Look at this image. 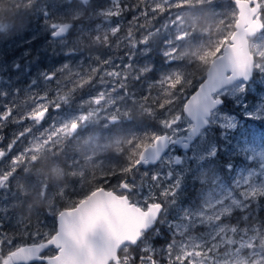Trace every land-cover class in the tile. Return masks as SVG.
Returning a JSON list of instances; mask_svg holds the SVG:
<instances>
[{"label": "rangeland", "instance_id": "obj_1", "mask_svg": "<svg viewBox=\"0 0 264 264\" xmlns=\"http://www.w3.org/2000/svg\"><path fill=\"white\" fill-rule=\"evenodd\" d=\"M77 1L82 2V0H4L7 4L6 7H4L7 14L4 12L0 15V33L7 38L13 34H16L18 37L16 40L7 39L5 41H0V46H2V49L5 51L2 54L0 52V92L7 93V95H0V115L8 109L12 110L11 116L8 119L0 121V145L4 144L6 141V150H4L6 155L0 158V166H9V163H12V160L24 152L25 149H29L28 156L19 166H36L32 171L27 167H21L25 173L27 172L28 174L31 173L34 175L33 179L28 178V180L25 179L23 181L25 186L23 195L26 196V198H21L19 195L18 200L0 202V209L6 208L8 211H18L17 220L11 221L7 217L4 218L7 226L6 234L8 236L11 234L15 236V232L19 228L17 226L18 223L21 231H23L21 238H25V233L28 232L27 227L31 226L33 227L34 233L40 232L51 235L55 232L53 225L56 214H58L62 208H70L74 200V197L70 196L68 192L66 193V190H71L72 187L70 186H73V184L70 183L68 186L62 184V180L66 175L57 164L59 161L58 158L61 156L63 159L64 154H71V156H73L75 153L78 156H84V162L76 160L80 163H76L75 166H73L74 170L70 172L72 177L78 180L76 190H79L87 175L93 176V174H95L92 167H90L94 165L88 162L91 161L94 164H101L105 156V149L103 148L107 145H105V147L103 145L100 146L96 144L92 138L83 140L81 133H79L81 127H78L71 135L63 131L55 132L53 125L55 124V127L59 128L60 124L56 123L54 118H59L62 122L70 115H76L80 112L86 113L90 110L87 104H85L82 109L79 105L82 101L88 100L90 97L96 96L99 92L105 90L100 84L101 76H103L104 72L113 70V65H121V61L115 59L113 65L103 64V61L112 57H125L127 55L128 48L125 47L124 44H121L119 48L113 46L117 41L123 40L129 31L133 32V38L137 41L142 39V37L148 40L153 37L151 32L136 27L138 24L145 23L143 19H138L133 22L132 17L129 20V24L123 25V31H119L116 35H112L111 28L117 27L118 25L112 23L111 18H108L107 21L101 18L98 21V25H101L99 31L95 30L97 32L95 35H85V40H94L95 43L84 42L81 45L85 48L90 45L92 46V48L90 47L88 49V53L86 55L84 54L87 57H76L74 54L77 51V47H74L70 43L66 46L64 43L60 42V39H53L50 37V33H52L53 30L46 23L50 18L45 14V11L55 12L60 9L63 12L66 8L64 4H68L69 2L78 4ZM202 1H204V3L206 2V0H171L173 5L172 8L167 9L164 13H158L156 15V19L159 20L161 27L165 24L175 25V29L171 30V48L168 49V51L173 53L177 63H169L164 58V63L169 64L166 73L171 70H179L185 73L191 72L189 71V66L194 62L199 64H205L207 62L208 65L209 61L213 58L214 50L226 39V37L222 36L224 31L223 27L220 25L223 22L224 27L227 28L229 24H233L235 20L230 19L231 11L234 9L233 6L228 3L229 0H211L212 2H218L220 10L215 11L207 20L196 25L197 17L194 7ZM157 3L162 4V0H157ZM177 3H182L184 6L175 7ZM139 5L141 8L146 7L145 10L142 11H149L150 7L154 6L152 0H144V2H139ZM163 6L165 8L169 7V5L166 4ZM67 12H69L70 18H58V20L77 19V17H73L75 10L68 9ZM139 15L136 17H139ZM169 16L171 17L170 19ZM4 18L8 21L3 20ZM15 18L19 20L17 26L12 25ZM84 31H86V29H84ZM228 33L230 34L231 31ZM166 36L167 33L163 28V43ZM177 36L182 37V39L176 40L175 37ZM249 41L251 53L256 58H264V39H257L256 37ZM47 45H49L48 50H46ZM72 47L76 49L75 52L68 51ZM138 47L142 48L143 46L138 45ZM57 48H61L62 50L56 53L54 50ZM43 50H46V53L40 55L39 53ZM102 50L105 51L102 52ZM165 50L167 49L162 47V51ZM61 52H63L62 59H64L62 63H60L61 58L58 55ZM46 54H51L48 59H45L49 66L48 70L41 69L35 58V56L44 57ZM144 54L145 53L137 55L135 61L137 67H141L137 60ZM97 57H99L101 63H97ZM56 59H58L59 62L54 63L53 66L49 60L54 62ZM65 63L69 65V69L58 72L56 79L68 77L70 72H80L84 75L89 72L92 67L101 68L102 64L103 70L98 72L93 78L92 84L85 85L83 88L73 93V100L70 105H66L59 112L54 111L53 108L49 106V112H47L45 119L39 124H35L28 118V113L37 107V104L44 103L43 100L38 99V96H43L45 93L43 74L55 71L61 68ZM123 63L127 64V59H125ZM259 65H262V63H256L255 67ZM71 79L74 83L78 78L73 75ZM105 79L108 80L107 77H105ZM73 83L64 81L63 91L66 92L69 88H72ZM128 83L130 90L137 91L136 100H142L144 96L156 98L155 95L151 94L152 89L151 91L147 90L149 82L145 83L143 87L140 83L139 87L142 88L131 84V82ZM197 85L198 82L193 83V87L189 89L185 95H190L196 89ZM49 86L55 89V81L50 82ZM112 86L113 81L108 80L107 91L112 92ZM161 91L162 90L157 88L158 94H160ZM55 94V91H49V99L54 98ZM80 94L82 97L77 98ZM122 95L123 92L113 93L112 98L117 99ZM219 96L227 100V109L219 108L212 113L209 119V125L191 145L189 151L184 153L180 163L174 165L173 156H170L166 157L164 161L162 159L161 163L157 165L162 171H170L179 175L181 184L178 192L188 179L190 181L197 180L198 184L203 185V187L200 188L199 201L196 205H181L178 200H176L175 205L168 208H172L174 213V219L169 221L175 223L180 222V217L184 215L185 210L193 213L191 225L187 228L177 229V234L174 237L172 254L173 256L182 257L190 255L188 264H262V262H264V257H250L247 253H234L231 256H226L225 252L230 251V249L226 250L222 244L219 248L213 250H209L208 247L200 246L203 244L205 234L209 231V226L204 225L196 227V225L201 222L205 224L209 223L206 217L214 216L220 211L219 206L217 208L212 206L217 199L227 197L229 192H231L232 198L243 199L240 194L244 188L235 187L237 180H241V184H243V179L248 178L252 184H264V146L261 141L253 135L243 139L239 137L241 130L246 125L256 121L264 125V73L254 71L253 78L248 84H234L221 91ZM136 100H130V102L133 107L136 108L138 115L146 114L150 118L148 120H151L153 117L147 114L146 108L153 106L152 101H147L143 106ZM125 104L126 102L116 105V107L120 108L124 113V116L128 114ZM112 111L114 112L115 109H112ZM66 114H68V116H66ZM106 115H109V113L102 112L98 118H95L84 127H89L91 124L107 126L109 122L103 118ZM160 118H162V115ZM158 119L157 117L154 123H158ZM101 120H104V122H101ZM185 122L191 125V122L186 117ZM25 128H31L32 132L16 140V137ZM190 128L191 127H184L182 125L178 136L184 135ZM159 129L151 132H158L160 131ZM126 135H119L113 140L114 144L111 146L115 147L117 144H120V146L127 147V143L131 141L129 139L131 136H128L126 141ZM121 138H125V140L119 141ZM14 140H16L15 144L12 143ZM222 141L228 146L224 147L225 144H221ZM92 142L94 143L92 144ZM10 144L12 145L11 149H9ZM220 145L225 149L219 151ZM16 147L21 150L18 151ZM236 151L240 155L243 154V157L248 163L244 166L249 167L236 169L231 175V178L228 177L229 181L225 183V181L220 179L218 173L215 172V161L217 159V162L220 163L221 159L219 155L221 154H225V157L231 158L235 156ZM97 155L102 157L101 161L96 159ZM211 159L214 161L213 163L208 165L204 164V162ZM210 165L213 166V171L211 172L208 170L210 167H204ZM78 167H80V169H78ZM103 167L104 166H97L99 169L98 171ZM155 169L157 168L152 167L147 171L151 175V172ZM81 171L85 173L84 177L73 175V173H79ZM144 171L145 170H140V172L136 174L137 183H140V175ZM227 176H229V173ZM61 192H63L62 196L59 195ZM146 193L147 189H145L144 194ZM158 194L159 190L157 191V195ZM151 202L152 201H149V203ZM156 202L160 201L157 200ZM255 202L252 203L251 208L247 211L239 207L234 208L232 213L228 216H222L221 220L216 223L228 225L230 227L237 226L241 229L246 227L259 228L261 231H264V228L258 226L249 227L244 224V216H247L250 211L255 209ZM225 204H231V199H226ZM1 212L3 213L5 211H0V213ZM168 212L169 210L167 213ZM201 213L203 215H201ZM214 222L215 221H212V223ZM159 228L160 230H156ZM161 228L167 232L164 234L166 236L162 235ZM252 234L251 232L249 233V235ZM231 235V233H226L224 239H240L239 235L235 237ZM4 237L5 234L1 235L2 240ZM38 238L42 239L43 237L41 236ZM154 238L165 240L162 241L163 243L161 242L162 245L159 246L161 248L154 247L157 250L163 249V246L166 247L167 244L171 243L173 240V236L171 232H169L167 224H156L155 228H153L146 237L147 243L152 245V240ZM18 242L19 240L14 238L11 247L18 245ZM216 243L219 244L220 242L216 241ZM11 247L8 246L7 248L10 249ZM144 247L145 244L141 243L138 247V252ZM152 255L158 260L163 258V252L161 251ZM166 257L167 261L165 262L168 264L169 258L168 256Z\"/></svg>", "mask_w": 264, "mask_h": 264}, {"label": "snow or ice", "instance_id": "obj_2", "mask_svg": "<svg viewBox=\"0 0 264 264\" xmlns=\"http://www.w3.org/2000/svg\"><path fill=\"white\" fill-rule=\"evenodd\" d=\"M142 2V0H141ZM211 0H208L210 3ZM235 8L231 11V20H236L242 16H249L252 19L259 17V23L264 25V0H246L242 3L241 0H233ZM89 0H82L79 5L81 8H87ZM154 6L150 7L149 11H142L139 17H133V22L138 19H143L144 24H138V29L151 31V25L158 13H164L167 9L172 8L171 0H162L157 3V0H152ZM169 5L165 8L163 5ZM182 3H177L175 7H183ZM115 11H103V19L121 15V8L119 3L114 5ZM47 14V13H45ZM171 17L169 16V19ZM78 19V14H77ZM46 23L53 30L54 37H61V43L68 46V40L65 39L69 33H76V23H55L50 22L48 19ZM132 23V22H130ZM101 25L96 26V31H99ZM167 33L164 40L163 48L167 49L161 51L165 60L169 63H177L173 53L168 51L171 48V30L175 29V25L165 24L162 26ZM231 27V24L228 25ZM119 31V26L112 27V35H116ZM176 40L182 37H175ZM257 39H264V27L259 29ZM150 41L146 38L137 41L133 38V32L129 31L127 36L120 41H117L113 46L119 48L124 44L128 48V53L125 57H112L103 61V64L113 65L115 59L121 61V65H113V70L104 72L100 78V84L104 87V91L99 92L96 96L90 97L88 100L82 101L79 107L82 109L85 104L90 108L89 111L80 112L76 115L66 114L68 118L62 122L59 118H54L56 123L60 124L59 128L53 125L55 132L63 131L71 135L78 127H84L89 122L98 118L102 112H108L109 115L103 118L109 122L114 123L123 118L124 113L120 108H117L118 103L136 100L137 91L130 90L128 81L139 83L144 80V77L151 71V67L145 64L142 67H137L135 61L138 54H143L151 51L148 47ZM230 41L226 38L215 50L209 68L204 73L203 82L198 84L197 90L190 95L185 93L193 87L195 74L188 72L185 73L179 70H171L163 75L156 84L148 83L147 90L151 91L154 87L162 90L156 98L151 96H144L142 100H136L144 104L151 100L152 105L146 108L149 116L156 118L157 109L163 110L162 118L158 119L160 131L144 133L136 137V142L141 151L135 156H130L127 159V164L118 169L116 167H108L107 170L101 172V178L111 179L117 177L118 189L124 193L120 194L118 198L112 197L106 192L105 187L99 183H89V187L84 194L77 200L73 201L70 208H66L58 212V227L54 234L47 233H25L30 235L33 239L32 243H23L22 245L15 246V250H11L7 255H0V264H15V261L21 258L27 259L29 256H35L39 253L38 264H161V261L155 259L152 254L158 251L166 252L168 255V264H187L188 256H173L174 237L177 234V229L187 228L191 225L193 213L185 210L184 215L180 217V222L175 223L167 219V211L170 206H174L178 197V189L180 188L181 180L179 175L170 171H162L159 168L150 173L145 170L140 175V183H137L136 174L140 172L141 166L146 169L148 159L146 153L149 150H157L163 147L165 143H169L177 138L178 133L181 131V126L191 127L190 124L185 122V115L195 117L197 110H202L207 113L209 109L220 103L219 94L215 90L221 83H228L235 77L247 78L253 71L264 73V64L253 67L245 65L237 61L229 47ZM138 45H142L139 48ZM68 51L75 52L74 47ZM127 59L128 63L124 64L123 61ZM97 63H101L99 57L96 58ZM101 68L92 67L89 72L82 75L80 72L69 73L68 77L63 79H56L58 72H63L69 69V65L65 63L61 68L55 71L43 74V81L45 86V93L43 96H38L39 100H43V104H37V107L28 113L30 118L35 124H39L45 119L49 106L54 111H61L66 105H70L73 100V93L83 88L85 85L92 84L93 78L98 72L103 70ZM227 69V71H225ZM78 79L73 83L71 77ZM113 81L112 92L107 91L108 80ZM55 81V89L50 88V82ZM64 81L73 83V87L69 88L66 92L63 91ZM143 87V84L141 85ZM55 91V96L49 99L48 92ZM123 92L122 96L113 99V93ZM0 95H7L6 92H0ZM170 97V98H164ZM35 102V101H34ZM94 105V107H93ZM112 109H115L113 112ZM11 109H8L0 115V121L6 120L11 116ZM32 132L31 128H25L16 137L19 140ZM16 140L12 143L15 144ZM54 142V141H50ZM12 145H9L11 149ZM29 149H25L20 155L16 156L11 163V170L0 173V189L8 190L9 184L7 183L10 177L17 171L21 162L28 156ZM6 153L0 150V157H4ZM34 159V158H33ZM84 177L83 171L73 173ZM97 178L93 174V181ZM236 188L243 187L241 192L243 199L232 198L231 192L227 197L217 199L213 207H218L220 211L214 215L206 217L209 223L203 222L196 225L209 226V231L205 234L203 244L200 246L208 247L209 250L217 249L222 244L226 250L225 255L231 256L234 253H247L250 257L259 256L264 257V231L259 228H239L237 226L220 225L216 222L221 220L222 216H228L232 213L233 209L239 207L244 211L251 208L253 202L262 195H264V184H252L248 178L237 180L235 183ZM145 189L147 193L144 194ZM162 189V190H161ZM159 194L157 195V191ZM100 194H104L100 198ZM63 195V192L59 193ZM0 199H7V195L0 197ZM226 199H231V204H225ZM159 200L160 202H156ZM149 201H152L149 203ZM6 208L0 211H6ZM201 215H203L201 213ZM247 220L248 217L244 216ZM157 224H167L169 232L173 236L171 243L167 244L165 249L157 250L151 244L147 243L145 229L148 225H152L153 221ZM212 221H215L212 223ZM97 228L103 229L105 238L103 244L99 248H95L89 242V234L93 233ZM155 228V226H154ZM158 230V229H156ZM253 233L249 235V233ZM226 233H231L232 237L239 235L240 239H228L224 237ZM43 237L39 242L38 237ZM219 241L220 243H216ZM0 243H6L9 247L13 245L12 238H6ZM141 243L145 247L140 249L135 257L130 255L135 252ZM55 250L54 255L44 254L46 251ZM123 253L121 255L120 253ZM264 264V262H262Z\"/></svg>", "mask_w": 264, "mask_h": 264}, {"label": "trees", "instance_id": "obj_3", "mask_svg": "<svg viewBox=\"0 0 264 264\" xmlns=\"http://www.w3.org/2000/svg\"><path fill=\"white\" fill-rule=\"evenodd\" d=\"M77 2L78 4L75 2H71V3L69 2L68 4H64V7L66 6V8L63 12L60 9H58L55 12L45 11V13H47L46 15L50 18V22L70 23L71 20L82 21L77 26L80 28V30H77L75 34L70 33L69 37L65 38L68 40L70 44L76 45L77 47L79 46L78 51H80L81 48L80 46L84 42H90L93 44L95 43L94 40H85L86 39L85 35H95L97 33L95 29L96 26L98 25L99 19L103 18V13H102L103 11H108V10L115 11L116 8L114 7V5L116 3H119V6L122 10L121 15L119 17L113 16L110 18L112 19V23L120 26L119 31H123V25L129 24V20L132 17H136L137 15L140 14L142 10H145L146 8V7L145 8L139 7L140 6L139 2L141 3V0H89V4L85 6L87 8L79 7V5L82 2L81 1H77ZM142 2H144V0H142ZM68 9L75 10V14L73 17H77L78 14V19L58 20V18L65 19L71 17L69 15V12H67ZM194 9L197 17L196 25H198L202 21L207 20L208 17L212 15L215 11L220 10V6L218 2L211 1L210 3L198 4L194 7ZM220 26L223 27V31H224L222 33V36L228 38L229 36L228 32L233 29L232 25L230 28L229 27L225 28L222 22ZM84 29H86V31H84ZM150 32L153 34V37L150 38L149 40L150 43L148 45V47L151 48V51L145 53L144 55H142V57H140V59L137 60V62L141 67L144 66L145 64L151 67V71L147 74L146 77H144V80L140 82L141 84H143V86L147 82L152 84L157 83L160 77L168 71V65H169L164 63V56L161 53L164 44L163 27L160 26V22L156 18L152 23ZM46 47H47L46 50H48L49 45H47ZM90 47L92 48L91 45L87 46L88 49ZM46 50L41 51L39 54L42 55L43 53H46ZM60 50L62 49L57 48L54 51L58 53ZM84 50L85 52L87 51L86 48ZM58 55L61 58L60 63H62L64 61V59H62L63 52H61ZM50 56L51 54L49 55L46 54V56L44 57L35 56L36 61L41 69L44 70L49 69V66L45 61V59H48ZM76 57H80V54ZM49 61L52 63L53 66L54 63L59 62L58 59H56L54 62L52 60ZM206 66H207V62L205 64H199L197 62L190 64L189 71L195 74L193 83L195 82L199 83L203 79ZM128 82H133V81H128ZM136 85L138 86V83H136ZM151 94L155 95V97L158 96L156 87L152 89ZM125 106L128 111V114L123 116V118H121L117 123L108 124L107 126H103L100 124H91L89 127L80 128L79 133H81V137L83 140H86L88 138H94L96 143H98L99 145L101 146L103 145L104 147L105 145L107 146L103 148L105 149V156L102 159V163L99 165L91 163V165L94 166H90V167H92L93 171L95 172L94 175L97 178L95 181H93V176L87 175V177L83 180V184L81 185L80 189L76 190V187L78 185V180L76 178H73L72 176L69 177L65 176L63 178V180L65 181L64 185L68 186V184L70 183L73 184V186H70L72 187L71 190L68 189L66 191L69 193L70 196L74 197L73 201L79 199L84 194V191L88 189L89 187L88 182L99 183L101 186L105 187V189H112V187H116L119 178L112 177L111 179H108L107 182H105L107 178H101V172L107 170L108 167H116L118 169L121 166H125L127 164L128 157L135 156L141 150L140 147L138 146V143L136 142V137L141 136L144 133H151V131L160 128L159 127L160 125L158 123H154V120L157 117L160 118L163 110L157 109L156 118H151V120H148L150 118L146 114L138 115V113L136 112V108L133 107L130 101H127ZM126 133L127 135L133 134V136L129 138L131 141L127 143V147L120 146V144H117V146L115 147L111 146L112 144H114L113 140H115L119 135L121 136L126 135ZM127 135H126V141H127ZM239 135H240L239 136L240 139L241 138L243 139L245 137H251L253 135L257 139H259L262 145L264 146V125H262L258 121L244 126ZM124 140L125 138H121L119 141H124ZM66 155L67 154L63 155L64 157L63 159L60 156V159H62L61 160L62 166H65L64 164L67 162ZM219 157L221 159L220 163L217 162V159L215 161V165H217L215 166V172L218 173L220 179L222 181H225V183L229 181L228 177L231 178V175L235 172L236 169L249 167V166H244L245 164L248 163L243 157V154L240 155L239 153H237V151L235 152V156L231 158L225 157V154H221L219 155ZM72 161L74 163L73 159ZM208 161H213V160H208ZM208 163L209 162H207V165ZM73 166H75V163ZM73 166H69V167L73 168ZM97 166H104V167L100 171H98L99 169L97 168ZM204 167L205 168L210 167V169L208 170H210V172L213 171L212 168L213 166H204ZM78 169H80V167H78ZM228 173L229 176H227ZM201 187H203V185L198 184L197 180H192V181H190L189 179L186 180L178 192L179 193L177 197L178 202L181 205H185V204L196 205L199 201L198 199H199V193ZM168 210L169 212L167 213L168 215L167 219L168 220L174 219V213L172 208ZM247 217L248 219L244 220V224L246 226L249 227L258 226L264 228V195L256 199L255 209L250 211ZM158 230H160V228ZM161 230H162V235L167 233L166 231L163 230V228H161ZM162 241L165 240L164 239L158 240V238H154L152 240V243H161Z\"/></svg>", "mask_w": 264, "mask_h": 264}, {"label": "water", "instance_id": "obj_4", "mask_svg": "<svg viewBox=\"0 0 264 264\" xmlns=\"http://www.w3.org/2000/svg\"><path fill=\"white\" fill-rule=\"evenodd\" d=\"M242 3H246V0H241ZM234 4V3H233ZM235 7V5H234ZM263 27L259 23V17L257 16L256 19H252L249 16H242L238 19L235 20L234 25H233V31L231 34L228 36V40L230 41L229 47L230 50L232 51L233 55L237 59L238 62L245 64V65H251L255 67L254 63V55L250 51V46H249V40L254 39L257 37V33L259 32V29ZM51 37L53 39H61V37L57 36L54 37L51 33ZM212 59L209 61L205 72L208 70L210 62ZM227 71V69H225ZM254 75V71L245 79L243 77H235L233 80L229 81L228 83H221L220 86L215 90V95L216 93H220L224 89L231 87L234 84L237 83H243V84H248ZM204 78V77H203ZM203 79L199 82L202 83ZM198 83V84H199ZM198 88V85L196 89L191 93L193 94ZM220 103L212 106L207 113H204L202 110H197L195 117L185 115V117L191 122V128L181 136H177L176 139L169 143H165L163 147L158 148L159 154L157 155V150H149L146 153L147 159H148V165L149 164H155L158 162L163 154L167 151V149L171 146L179 147L182 151L187 152L191 148V145L195 142V140L200 136L201 132L207 128L209 125V119L211 118V115L214 111L219 109L220 107L223 106L224 104V97L219 96ZM115 123V122H114ZM179 158L175 157L174 158V163H178ZM144 168L143 166H141ZM147 167V166H146ZM107 193H109L112 197L118 198L119 195L115 194L112 190H107L105 189ZM104 194H100V198H103ZM62 211V210H61ZM56 221V228L58 227V216L56 215L55 218ZM156 224V221H153L152 225H148V227L145 229L146 233L149 232L152 228H154ZM56 230V229H55ZM105 238V233L103 229L97 228L93 233L89 234V242L95 247L99 248L104 241ZM39 253H37L35 256H29L26 260L21 258L20 260L15 261V263H27V262H33L39 260Z\"/></svg>", "mask_w": 264, "mask_h": 264}, {"label": "flooded vegetation", "instance_id": "obj_5", "mask_svg": "<svg viewBox=\"0 0 264 264\" xmlns=\"http://www.w3.org/2000/svg\"><path fill=\"white\" fill-rule=\"evenodd\" d=\"M205 3H208V0H206V2ZM228 3H230L232 6H233V8H235L234 7V4H233V1H228ZM200 4H204V1H202ZM6 3L4 2V0H0V15H2L4 12H5V14H7V12H6V10H5V8L4 7H6ZM3 20H5V21H8L7 19H3ZM73 21L74 20H71L70 21V23L69 24H71V23H73ZM77 21V23H76V27L82 22V21H80V20H76ZM234 22L235 21H233V24H232V27H233V25H234ZM19 24V20H18V18H15V20L13 21V23H12V25L13 26H17ZM263 27H264V25H262ZM12 30L14 31V29L12 28ZM77 30H80V28L78 27L77 28ZM233 31V29L231 30V32ZM53 32V31H52ZM70 34V33H69ZM231 34V33H230ZM229 34V35H230ZM10 37H12V38H10ZM10 37H6V36H3V34L2 33H0V41H5V40H7V39H14V40H16L17 39V35L16 34H13L12 36H10ZM50 37H51V33H50ZM67 37H69V36H66L65 38H67ZM5 38V39H4ZM256 38V37H255ZM61 40V39H60ZM7 42V41H6ZM52 43H54V42H52ZM74 47H77L76 45H73ZM81 48H80V51H78V48H79V46L77 47V51L75 52V54H74V56H78L79 54H80V56H84V57H87V56H85L87 53H88V48L86 47V52H85V47L84 46H80ZM3 47L2 46H0V52H1V54L2 53H4L5 51H4V49H2ZM2 49V50H1ZM105 50H102V52H104ZM79 53V54H78ZM101 53V52H100ZM85 54V55H84ZM131 84H133V85H135V86H137L136 85V83H134V82H131ZM140 85V82L138 83V86ZM81 94H82V92H81ZM81 94H80V96H78L77 98H81L82 96H81ZM88 94V93H87ZM227 100H225L224 101V104H223V106L222 107H220V108H223V109H227V107H226V105H227V102H226ZM218 110V109H217ZM48 112H49V109H48ZM47 114V113H46ZM101 122H104V120H101ZM118 122V121H117ZM117 122H115V123H117ZM109 124H114V123H109ZM204 131V130H203ZM202 131V132H203ZM201 132V133H202ZM128 136H133V135H131V134H128L127 135V138H128ZM92 139H94V138H92ZM94 141H95V139H94ZM94 142H92V144H93ZM95 143H96V141H95ZM96 144H98V143H96ZM221 144H225V142H221ZM99 145V144H98ZM101 146V145H100ZM226 146H228L227 144H225V146L224 147H226ZM224 147H222L221 145L219 146V151H222L223 149H224ZM17 148V150L19 151V150H21V149H18V147H16ZM0 150H2V151H4V150H6V141H5V143L4 144H1L0 145ZM184 153H186V152H184V151H182L179 147H175V146H171V147H169L168 149H167V151L163 154V156L161 157V159L158 161V162H156L155 164H149V165H147V167H146V169H144V168H140V170H149V168H152V167H156V168H158V164H160L161 163V161H162V159H163V161H164V159L166 158V157H170V156H173V163H174V158L175 157H178L179 158V161H178V163H180V161H181V159L183 158V155H184ZM66 157H67V162L64 164L65 166H62V163H61V159H60V157L58 158V166L64 171V173H65V175L68 177V176H72L71 174H70V172L71 171H73V168L72 167H69V166H73L74 165V163L76 164V163H80V162H84L83 160H84V156H78L76 153H75V155L73 154V156H71V154H67L66 155ZM1 158V157H0ZM102 157L100 156V155H97L96 156V159H99V161H100V159H101ZM72 159L74 160V163H73V161H72ZM76 160H79L80 162H78V161H76ZM212 160V159H211ZM207 162H209L208 164H210V163H213V161H207ZM207 162H204V164L205 165H207ZM89 164H91V163H93V162H88ZM178 163H174V165H176V164H178ZM44 166V165H43ZM163 166H164V164H163ZM210 166H212V165H210ZM215 166H217V165H215ZM21 167H27L28 169H30L31 171L33 170V168L34 167H36V166H19L18 167V169H17V171L13 174V176L12 177H10V179H9V181L7 182L8 184H9V189L8 190H4V189H0V197H4L5 195H7V199H0V202H5V201H14V200H18V196L20 195V197L21 198H26V196H24L23 194H24V192H25V186H24V184H23V181L25 180V179H27L28 180V178H31V179H33V177H34V175H32L31 173L30 174H28L27 172L25 173L23 170H22V168ZM72 168V169H71ZM11 170V163H9V166H0V173H3V172H7V171H10ZM70 174V175H69ZM30 176V177H29ZM66 177V178H67ZM65 183V181L64 180H62V184H64ZM114 184V183H113ZM107 190H112L113 192H115V194H117V195H119L120 196V194H124V193H122L119 189H118V187L116 186V187H112V189H107ZM67 191V190H66ZM67 193V192H66ZM64 209H66V208H62L61 210H64ZM60 210V211H61ZM23 211V210H22ZM59 211V212H60ZM18 211H16V210H7V211H5V212H1L0 213V241H3V240H5L6 238H12V239H18L19 240V242H18V245H22L23 243H32L33 242V239H32V237L30 236V235H25V238L23 237V238H21V235L23 234V231H21V228H20V225H19V223L17 224V226L19 227L17 230H16V232H15V236L13 235V234H11L10 236H8L7 234H6V231H7V226H6V221L4 220V218H8L9 220H11V221H14L15 219L17 220V217H18V213H17ZM57 215V214H56ZM55 218H56V216H55ZM157 224V223H156ZM53 227H54V229H56V221H55V219H54V225H53ZM28 228V232H26V233H34V231H33V227L31 226V227H27ZM30 231V232H29ZM5 234V237H4V239L2 240V238H1V235H4ZM54 234V233H53ZM147 236H148V234H147ZM146 236V237H147ZM43 239V238H42ZM39 240H40V238H37V241L36 242H39ZM152 245H154L153 247H155V248H161V247H159V246H161L162 244L161 243H153ZM164 245V244H163ZM15 246H17V245H14L13 247H11L10 249H8L7 247H8V245L6 244V243H0V255H7V253L9 252V251H11V250H15ZM166 247H164L163 246V249H165ZM138 249L139 248H137L136 249V251L135 252H131L130 253V255H132L133 257H135L136 256V254L138 253ZM44 254H46V255H54L55 254V250L54 249H52L51 251H46ZM121 255H123V253L121 252L120 253ZM166 256H168L167 255V253L166 252H163V258H160V261H161V264H166V262L165 261H167V257ZM166 257V258H165ZM189 257H190V255H188V262H189ZM188 262H187V264H188ZM15 264H38V262L37 261H33V262H27V263H15Z\"/></svg>", "mask_w": 264, "mask_h": 264}, {"label": "clouds", "instance_id": "obj_6", "mask_svg": "<svg viewBox=\"0 0 264 264\" xmlns=\"http://www.w3.org/2000/svg\"><path fill=\"white\" fill-rule=\"evenodd\" d=\"M254 63H262V64H264V58H256V57H254Z\"/></svg>", "mask_w": 264, "mask_h": 264}, {"label": "bare ground", "instance_id": "obj_7", "mask_svg": "<svg viewBox=\"0 0 264 264\" xmlns=\"http://www.w3.org/2000/svg\"><path fill=\"white\" fill-rule=\"evenodd\" d=\"M36 6H37V5H36ZM10 8H11V7H10ZM20 17H21V16H20ZM61 160H62V159H61ZM155 226H156V224H155ZM152 229H153V228H152ZM152 229H151V230H152ZM151 230H150V231H151ZM150 231H149V232H150ZM149 232H147V233H149Z\"/></svg>", "mask_w": 264, "mask_h": 264}]
</instances>
